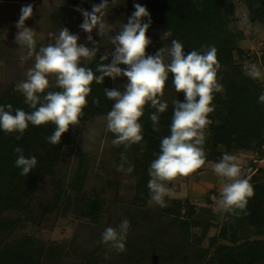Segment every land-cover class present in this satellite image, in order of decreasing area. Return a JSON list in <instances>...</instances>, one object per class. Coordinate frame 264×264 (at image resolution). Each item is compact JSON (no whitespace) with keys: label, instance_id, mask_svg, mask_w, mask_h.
I'll return each instance as SVG.
<instances>
[{"label":"trees","instance_id":"obj_1","mask_svg":"<svg viewBox=\"0 0 264 264\" xmlns=\"http://www.w3.org/2000/svg\"><path fill=\"white\" fill-rule=\"evenodd\" d=\"M80 1L77 0L78 5ZM241 1L247 11L244 19L246 26L252 28L259 24L264 32V0ZM140 2L150 13L151 23L159 27L157 30L159 35L155 36L158 38L159 44L156 43L158 46L171 47V41L175 39L182 43L185 54L192 50L203 54L209 46L217 49V59L221 65L217 73L218 82L223 85V91L214 94L212 103L215 105V111L208 117L213 123L205 132L203 148L206 162H219L225 153L233 155L238 150H249L258 157L262 156L264 103H258V97L263 93L262 82L245 75L242 59L247 51L239 45L244 33L236 25L238 18L234 0H140ZM52 15L57 17L56 13ZM61 26L62 24H57L56 31ZM167 31L170 35L162 39ZM3 48L0 44V58L8 61L7 52H4ZM39 48L40 46L36 44V51H39ZM100 56H107L108 60L101 61ZM110 62L108 54L98 51L96 57L85 66L91 68L98 76L100 73L96 71L97 65ZM7 66L11 69L6 68V80L0 82V87L7 84L0 90V106L11 104L13 115L16 109L32 112L33 109L25 103L23 94L14 90L17 84L14 80L19 77L20 69H15L10 64ZM172 79V74L169 73L164 94L174 89ZM105 88L112 89L110 77H105L102 84L92 82L91 93L86 97L88 105L83 109L81 122L95 116L106 115L111 110L112 101L106 97ZM49 90L61 91L59 88ZM182 96L184 97V94ZM161 99L163 100V97ZM93 100H97L98 103H93ZM183 101L184 98L181 102ZM167 105V110L159 113V131L153 130V122L150 119V115L156 112V109L150 105L145 106L144 114L139 120L143 128L141 143L146 142L143 151L141 144H133L128 148L123 144L118 146L126 155L124 157L127 158V163L134 166L132 173L135 177V197L139 194L147 197L150 194L147 187L151 178L150 164L160 153L162 138L171 134L174 106L173 102H167ZM54 130L55 125L51 123L34 126L29 122L21 139L17 140L16 136L19 133L8 134L0 129V264H45L60 253L55 244L45 247L32 234L11 238L10 233L16 220L4 219L1 216L4 212L16 211L19 217L23 215L27 217L32 212L38 186L45 182L54 189L53 207L68 209L70 195L66 192L69 171L67 164L75 142L74 127L70 126L69 131L62 134L57 145L50 144L46 139ZM17 146L23 149L26 158L35 156L37 159L35 169L26 177L21 176V169L15 166L17 154L14 148ZM80 157L77 162L79 166L69 173L72 187L75 181H83L85 156L81 154ZM116 160L122 161L121 156ZM250 167L252 173L247 178L254 187L255 194L248 201L246 208L248 214H241V217L237 218L224 213L223 225L219 229V237L230 244L217 243L215 237H212L211 252L209 249L196 250L192 256H182L179 264H264V239L246 238L250 233L264 234V168ZM81 182L74 187L80 189ZM172 204L173 207H165L162 210L181 217L179 223L184 233H189L190 226L200 225L199 219L195 217L193 204L178 199L172 200ZM182 209L184 214L180 216ZM101 210L102 204L96 198L94 200L92 198L86 199L80 213L96 219ZM205 224L208 225L207 222ZM207 225H203V229H206ZM112 227L117 228L118 224ZM240 236L244 237V240H239ZM237 240L239 242L236 243ZM125 247L128 251L127 258L130 259L133 255L128 249L133 248L128 240L125 241ZM102 250L106 251L100 247L95 248V251L85 252L77 264H97L99 258L103 256L100 255ZM171 258H173L171 253L166 254L164 260Z\"/></svg>","mask_w":264,"mask_h":264},{"label":"clouds","instance_id":"obj_2","mask_svg":"<svg viewBox=\"0 0 264 264\" xmlns=\"http://www.w3.org/2000/svg\"><path fill=\"white\" fill-rule=\"evenodd\" d=\"M107 4L108 0H101L100 4L92 6L91 12L76 9L84 18L80 28L88 34L87 40L92 42L93 47L78 44L79 36L63 27L55 37L54 44L41 46L38 52L35 32L25 26V21L33 14V7L29 4L21 8L15 36L16 43L27 49V54L20 57L21 65L33 55L35 62L27 71L26 79L17 83L14 90L23 94L25 103L33 111L28 113L16 109L13 115L11 104L0 106V129L8 134L19 133L16 136L19 140L29 122L34 126L51 123L55 125V130L46 139L50 144L57 145L70 126L80 125L83 109L88 105L86 97L91 93L92 82L102 84L105 77L116 80L124 76L128 82L123 85V91L117 88L104 89L106 97L114 101L106 117L107 130L115 135L112 141L114 146L123 144L128 148L133 144H141L143 151L146 142L141 143L143 128L139 120L145 106L150 105L156 109L150 115L153 130L159 131V113L165 112L168 107L161 98L171 73L174 88L177 93L183 92L184 101L173 100L171 134L161 140L160 153L150 164L151 178L147 184L151 200L161 208L167 207L165 197L173 195L167 183L191 176L206 162L203 148L205 132L213 123L208 117L215 111L212 103L214 94L223 91V85L218 82L217 73L221 65L217 59V49L209 46L203 54L196 50L185 54L182 43L174 39L171 47H162L154 55L146 54V48L152 43L146 35L151 17L146 7L137 3L128 22L119 26L117 34L109 36L115 46L112 59L110 63L97 65L96 71L100 73L97 76L91 68L81 65L84 61L91 62L99 51L91 35L93 29L96 28L97 34L102 36L109 35L116 28V25L106 24L102 19ZM143 18H148L147 22H142ZM169 35L167 31L161 38ZM100 60H108V57L100 56ZM121 64L126 67H119ZM245 75L252 79L261 78V72L255 64L245 69ZM56 88L61 91L49 90ZM93 103L98 101L93 100ZM258 103H264V93L258 97ZM14 152L17 154L15 166L21 169L20 175L26 177L35 169L37 159L35 156L26 158L19 146L14 148ZM121 159L117 171L132 173L134 166L128 164L125 168L127 158L122 155ZM235 160L234 156L225 153L213 166L214 174L225 181L214 211L240 218L241 214H248L247 204L255 193L249 178L243 175ZM129 228L127 219L117 228L107 227L100 243L117 252H125Z\"/></svg>","mask_w":264,"mask_h":264},{"label":"rangeland","instance_id":"obj_3","mask_svg":"<svg viewBox=\"0 0 264 264\" xmlns=\"http://www.w3.org/2000/svg\"><path fill=\"white\" fill-rule=\"evenodd\" d=\"M234 2L238 18L236 25L244 33V38L239 41V45L247 51L242 59L244 69L255 64L262 77L264 32L261 31L259 24L248 28L244 23L247 15L245 5L241 0H234ZM100 3L101 0H81L80 5H78L77 0H38L36 6L33 7L31 23L35 32L36 44L40 47L54 44L55 37L59 35L63 27H66L70 33L79 36L78 44L93 47L92 42L87 40L88 34L80 28L84 18L82 13L76 9L91 12L92 6ZM137 3L141 5L140 0H108L106 8L103 9L102 19L106 24L116 25L115 30L109 35L99 36L98 30L94 28L91 33L99 51L108 54L110 61L115 46L110 42L109 36L117 34L120 31L119 26L128 22L129 17L135 11L134 4ZM53 13H56L57 17L53 16ZM142 22H147V18H143ZM57 24H62V26L61 28L58 27L59 29L56 31L55 26ZM157 30L159 27L151 23L146 35L152 43L146 48V54L154 55L158 49L162 48L156 44L158 38L155 36L159 35ZM16 31L18 32V29ZM252 32L253 35H251ZM16 33L11 32L10 35L6 33V40L10 38L9 36H16ZM7 44L9 43L7 42ZM15 49L17 48L15 47ZM20 50L21 53L17 57H8L9 59L13 58L16 62L15 69H20V75L14 80L15 83L26 79L27 71L34 66L35 62L33 55L21 65L18 58L22 54L26 55L27 49ZM86 63L87 61L82 62L81 66H85ZM7 65L6 68L11 69ZM119 67L125 68L126 66L121 64ZM110 81L112 88H117L120 91L124 90L123 85L128 82L127 77L124 76L117 77L116 80L110 78ZM5 86L0 87V90ZM182 94L183 92L177 93L174 88L164 94L163 100L169 103L175 99L181 101L184 98ZM113 103L114 101H112V105ZM106 117L107 114L95 116L74 127L75 142L67 164L69 171L66 192L70 195L68 209L64 210L60 206L54 208V189L47 182L40 184L36 190L32 212L27 217L24 215L19 217L20 215L16 211L4 212L1 215L4 219L16 220L14 229L10 233L11 238L32 234L45 247L55 244L60 253L54 259L46 261L45 264H77L85 252H92L95 251V248L99 249L100 247L101 249L105 248L106 251L100 252V255L103 256L99 258L97 264H179V259L182 256H192L196 250L209 249L211 252L212 237H215L217 243L230 244L218 235L225 214L214 211L216 200L220 198V192L225 181L221 177L218 179L211 177L208 180L201 177V174L199 175L206 169L213 171L214 165L205 163L201 170H197L191 176L167 183V186L172 189L173 195L165 197L168 205L166 208L173 207L172 200L174 199L187 200L193 204L195 217L199 219L200 225L190 226L189 233H184L183 227L179 223L181 217L176 215L175 217L167 210L165 213L160 206L151 200V193L147 197H143V194L135 197L133 173L127 174L117 171L122 163V161L116 160L117 157L126 155L122 152L121 147L112 144L115 135L107 130ZM247 151L249 150L236 152L241 154L235 163L241 166L243 175L246 174L251 159L249 153L251 151ZM81 154L85 156V166L82 163L85 168L83 181H75L72 187L69 173L76 169ZM124 166L127 168L128 163L126 162ZM202 170L204 171L201 172ZM79 182H81L80 189L75 188L74 186L78 185ZM92 198L93 200L96 198L102 204V210L96 219H91L80 213V208L84 203L86 204V199ZM183 212L182 209L180 216L184 214ZM124 219L130 222L126 237L133 248V250L128 249L133 255L130 259L127 258V248L125 252H117L100 243L103 231L112 225L118 224L119 226ZM206 222L208 225L205 224ZM203 225H207L206 229H203ZM246 238L248 240H263L264 234L250 233ZM239 240H244V237L240 236ZM170 253L173 258L164 260L165 255Z\"/></svg>","mask_w":264,"mask_h":264},{"label":"crops","instance_id":"obj_4","mask_svg":"<svg viewBox=\"0 0 264 264\" xmlns=\"http://www.w3.org/2000/svg\"><path fill=\"white\" fill-rule=\"evenodd\" d=\"M38 3V0H0V44L4 47V52H7V56H18L21 53L20 49H23L20 45H18L15 41V35L9 36L11 32L16 33V22L18 21L17 19L20 17L21 14V8L23 6H27L29 4L32 5V7L36 6ZM10 19V20H8ZM6 21L8 22L6 24ZM32 16L26 20L25 26L32 28ZM10 26V27H9ZM12 28V29H11ZM262 31V30H261ZM10 32V33H9ZM263 32V31H262ZM8 33L9 39L6 40L5 34ZM254 33L252 32L251 35ZM9 44H7V42ZM10 41V42H9ZM13 45V47H11ZM15 47L17 49H15ZM19 48V49H18ZM17 50V52H16ZM17 53V55H16ZM8 61H5V59L0 58V82H3L6 80V64H10L12 66L16 65V62L12 58H7ZM19 59V58H18ZM263 72H262V77L259 78V80L262 82V88H263V93H264V65L262 64ZM249 152V151H247ZM250 154V164L248 165L249 168L247 169L246 174L244 176L247 178L248 175L252 173L251 167H261L264 168V154L260 157L256 156V153H253L252 151L249 152ZM240 153H235L232 156L236 158V160L239 158ZM244 156V155H242ZM207 165H214V162H206ZM241 167V166H240ZM202 170L201 172H203ZM201 174V177H205L206 179L210 180L211 177L213 179L219 178L217 175L214 174V171L206 169L203 173ZM215 177V178H214ZM210 185V184H209Z\"/></svg>","mask_w":264,"mask_h":264}]
</instances>
